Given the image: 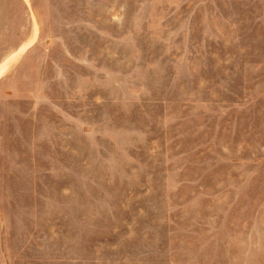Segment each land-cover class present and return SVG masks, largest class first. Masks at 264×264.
I'll list each match as a JSON object with an SVG mask.
<instances>
[{
	"label": "rangeland",
	"instance_id": "obj_1",
	"mask_svg": "<svg viewBox=\"0 0 264 264\" xmlns=\"http://www.w3.org/2000/svg\"><path fill=\"white\" fill-rule=\"evenodd\" d=\"M0 74V264H264V0H0Z\"/></svg>",
	"mask_w": 264,
	"mask_h": 264
},
{
	"label": "bare ground",
	"instance_id": "obj_2",
	"mask_svg": "<svg viewBox=\"0 0 264 264\" xmlns=\"http://www.w3.org/2000/svg\"><path fill=\"white\" fill-rule=\"evenodd\" d=\"M6 65H7V64H6ZM4 66H5V64H4ZM4 66H3V67H4ZM3 67H2V68H3ZM5 68H6V67H5ZM4 70H5V69H4ZM2 71H3V70H2ZM1 73H2V72H1ZM0 75H1V74H0Z\"/></svg>",
	"mask_w": 264,
	"mask_h": 264
}]
</instances>
